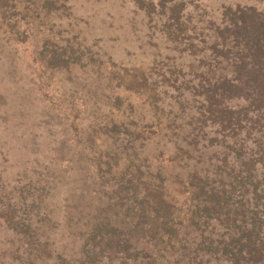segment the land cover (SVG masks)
Returning <instances> with one entry per match:
<instances>
[{
	"label": "rangeland",
	"instance_id": "rangeland-1",
	"mask_svg": "<svg viewBox=\"0 0 264 264\" xmlns=\"http://www.w3.org/2000/svg\"><path fill=\"white\" fill-rule=\"evenodd\" d=\"M230 7L264 0H0V264H231L244 209L201 205L224 163L201 91L229 72L214 46ZM152 184L177 209L159 253Z\"/></svg>",
	"mask_w": 264,
	"mask_h": 264
},
{
	"label": "trees",
	"instance_id": "trees-1",
	"mask_svg": "<svg viewBox=\"0 0 264 264\" xmlns=\"http://www.w3.org/2000/svg\"><path fill=\"white\" fill-rule=\"evenodd\" d=\"M263 14L253 7L226 9L223 15L224 21L217 27L220 33L217 36L221 37V40L215 43L214 52L218 63L224 65L223 70L229 72L221 73L216 80H212L215 82V87H210L205 92L201 91V95L205 96L201 113L215 117L220 125V129L211 132L210 136L204 135L208 141V148L214 147L217 155L224 156V163H216L217 169L210 172L211 175L220 177L221 181L211 184L204 190L205 197L201 193L206 184L198 187L202 195L201 205L205 213L209 211V205L214 207L216 213L226 208L225 215L232 212H235L233 213L235 215L239 214V210L243 208L246 217V221L242 220L241 225L235 226L229 232V241L222 242L224 244L221 256L223 255L224 261L231 264H264ZM207 81L209 83V80ZM230 99L245 102L243 105L233 104L229 102ZM258 129L260 130L257 131ZM242 133H245V136L238 138L237 135ZM194 136V146L191 148L193 151L198 142V135ZM121 175H123L121 185L131 181L125 173ZM203 177L209 179L210 175L206 174ZM142 196L148 203H152L149 210L142 208V218L148 219V222L151 221L150 223L155 226L160 225V230L163 229L160 232L164 234L162 242L154 244L159 253L161 250L164 251L166 244L171 243L173 236L179 232L174 218L177 214V209L174 210L176 205L166 198L161 184L150 185ZM195 207L200 206L197 204ZM205 217L211 218L207 215ZM218 218L219 215L212 219ZM186 219L187 222H190V219L198 220L194 212H191ZM207 223H210L209 220ZM152 224L149 225V230L152 229ZM198 229L201 231V236L207 232V228ZM91 231L92 238L90 237L89 240L92 243L98 234L96 228ZM207 239L203 241L205 245H209L214 250L219 249L214 247L215 242L212 239L206 243ZM111 241L114 239H110L108 243ZM213 254L215 255L213 261L222 263L223 258L219 257V254L218 256ZM156 258L157 256H153L151 262Z\"/></svg>",
	"mask_w": 264,
	"mask_h": 264
}]
</instances>
